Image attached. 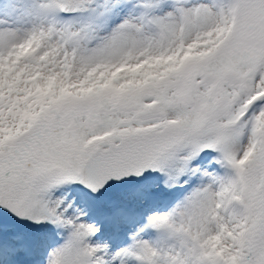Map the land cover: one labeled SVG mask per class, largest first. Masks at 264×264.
Segmentation results:
<instances>
[{
  "label": "snow or ice",
  "instance_id": "1",
  "mask_svg": "<svg viewBox=\"0 0 264 264\" xmlns=\"http://www.w3.org/2000/svg\"><path fill=\"white\" fill-rule=\"evenodd\" d=\"M0 264H264V0H0Z\"/></svg>",
  "mask_w": 264,
  "mask_h": 264
}]
</instances>
